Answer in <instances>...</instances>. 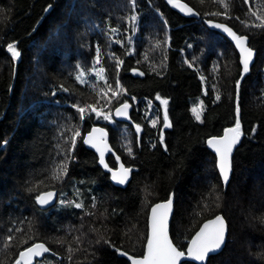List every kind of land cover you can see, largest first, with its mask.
I'll use <instances>...</instances> for the list:
<instances>
[{
  "label": "trees",
  "instance_id": "obj_1",
  "mask_svg": "<svg viewBox=\"0 0 264 264\" xmlns=\"http://www.w3.org/2000/svg\"><path fill=\"white\" fill-rule=\"evenodd\" d=\"M179 1L199 18L166 0H0V264H15L38 243L53 254L36 264H131L120 252L144 255L149 211L171 195L180 250L221 215L226 246L207 264H264V27L254 26L264 0ZM204 20L249 38L251 71ZM124 103L140 134L114 118ZM201 103L197 120L192 109ZM237 107L242 143L225 187L206 144L235 127ZM97 126L132 169L125 188L83 142ZM116 161L109 156L114 169ZM48 190L59 197L43 210L37 197Z\"/></svg>",
  "mask_w": 264,
  "mask_h": 264
},
{
  "label": "snow or ice",
  "instance_id": "obj_2",
  "mask_svg": "<svg viewBox=\"0 0 264 264\" xmlns=\"http://www.w3.org/2000/svg\"><path fill=\"white\" fill-rule=\"evenodd\" d=\"M170 3H173V6L179 7L182 11L186 10L189 14H194L191 8H188L187 5L178 4L175 0H169ZM217 15L218 13H213ZM255 15V13H253ZM133 19H135L133 17ZM258 19H260L258 17ZM257 27H264V20H262L260 25H254ZM214 27L221 28L223 27L224 31L228 33L229 36L236 43V47L239 49L241 54V64L243 65V72L247 73L249 71L250 63L253 60V50L247 46V37H241L232 32L231 29L216 24ZM8 51L11 53L14 59L19 58L20 52L16 49L14 44L8 45ZM99 63V60H97ZM118 63H122L118 62ZM104 69H99L97 73L101 79L103 77ZM84 73L81 72L79 76H77V80H82ZM142 75V73H141ZM239 87V85H238ZM116 92H113V95H116ZM160 99V97H157ZM219 99V96H217ZM161 103L165 107L164 113V127H170L171 125L168 122L167 115V100H161ZM92 112L96 113L97 117L103 115L105 120L110 119V114L103 113L102 111H98L94 106H88ZM129 105L124 103L121 108L117 109L118 115H127V109ZM203 104L199 106V108H193L192 112L197 120L201 119ZM81 113V117L86 112L84 107H78L77 109ZM237 111V120L235 123V127L228 129L223 138L220 139H211L208 141L210 147H212L219 156V170L223 181L227 183L229 181V175L232 170L231 164V154L233 147L239 142L240 137L242 135L241 132V124L239 120V107L236 109ZM155 121H153V126H155ZM137 132L140 131L139 125L136 128ZM80 133L76 132L75 136H79ZM106 133L103 129L94 128L88 136L83 140L85 144H89L92 147L96 148V150L100 153V163L107 168V164L104 162V153L105 151H110L107 147V143L104 139ZM163 143V141H161ZM73 147H75V138L73 139ZM129 154H131V149L129 148ZM66 166L63 167V171L61 174L66 173ZM109 172L112 173L111 179L116 183L123 185L129 179V174L132 172L131 168H125L123 165L120 166L118 171H112V169H108ZM59 178V177H57ZM54 193L47 192L41 194L37 197V202L41 205H46L50 203L53 198ZM75 207L80 208L82 205L80 203L75 204ZM172 208V200H167L166 203L158 204L152 209V223H151V234L147 239L146 246V254L141 259H135L131 256L128 257L131 260L132 264H181L182 260H193L198 261L203 264L209 256V253L215 252L219 250L222 245L225 243V233L226 226L224 219L220 216H217L214 220L205 224L203 228L196 234V236L190 241V244L187 247V251L179 250L176 246L173 245L172 241L168 237V229H167V217ZM49 250L43 244H35L33 247L28 248L26 251L21 252L19 255V259L16 260L15 264H32L33 257H39L42 253H46ZM121 255H126V253H121Z\"/></svg>",
  "mask_w": 264,
  "mask_h": 264
},
{
  "label": "water",
  "instance_id": "obj_3",
  "mask_svg": "<svg viewBox=\"0 0 264 264\" xmlns=\"http://www.w3.org/2000/svg\"><path fill=\"white\" fill-rule=\"evenodd\" d=\"M166 1L168 2V4H169L170 6H172L174 9H176V10H177L179 13H181L183 16L191 17V18H194V19H198V18H199V15H198L199 13H197V11L194 10V9H193L190 5H188L187 3H184L183 1H179V0H175V2L178 3V4H184V5H187L188 8H191V9H192V11H193L194 14H189L186 10L182 11L179 7H175V6H173V3H170L169 0H166ZM204 23H205V25L207 26V28H209L210 30L212 29V31L218 32V33L224 35V37L226 36V37L228 38V40H230V42L234 45V47L237 49V51H238V53H239V55H240V63H241V54H240L239 49L236 47V43H235V41L232 39L231 36L228 35L227 32L224 31L223 27H221V28H217V27H214V25H216V24L223 25V26H225V27L231 29L232 32H234L236 35H238V34L236 33V31H235L232 27H229V25H227V24H225V23H222V22H218V21H214V20H204ZM238 36H239V35H238ZM241 37H245V36H241ZM249 42H250V41H249V38L247 37V46H248V47H249ZM253 53H254V55H253V60H252V62L250 63L249 71H251V69H252V67H253V64L256 62V58H257V54H256V52L253 51ZM240 66H242V68H243V65H242V64H241ZM122 105H123V104L119 105V106L114 110V112H113V116H114V118H115L117 121L121 122V123H125V124L132 125V126H134V128L136 129L137 126H136V124L134 123V120H133V118H132V108H131V106H130L129 104H128L129 107H128V109H127V115H126V116L118 115V114H117V109H118V108H121ZM94 128H100V129H103V131L106 133V136L104 137V139H105V141H106V143H107V147L110 149V151H105V153H104V162H105V164H107L108 167L105 168V166H104L103 164L100 163V166L102 167V169H103L105 172H107V173H109L110 175H112V173L108 171L109 168L112 169V171H118V170L120 169V166H121V165H123L125 168H128V167H126V164L123 163V161H122L121 157L118 155V153H117V152L113 149V147L111 146V142H110V134H109V132L106 130V128L101 127V126H97V127H94ZM94 128H92V130H93ZM229 129H230V128H229ZM92 130H91V131H92ZM227 130H228V129H227ZM227 130H226V131H227ZM91 131H90V132H91ZM226 131H225V132H226ZM90 132H88V133L85 135V138L88 136V134H89ZM225 132H224V134H225ZM137 134H140V132H137ZM224 134H223L222 136H220V137H212V138H210L209 140L214 139V138H215V139L223 138ZM209 140H208V141H209ZM208 141H207V144H206V145H208L209 149H210V150L216 155V158H217V168H218L217 171H219V173H220V170H219V156H218V154L216 153V151H215L212 147L209 146ZM241 143H242V136L240 137L239 142L233 147L232 154H231V164H232V159H233L232 156H234V153H235L236 149L240 146ZM85 145H87V147L89 148V150H92V151L98 156V158H99V162H100V153L96 150V148L92 147V146L89 145V144H85ZM109 156H113V157L117 160L116 162H118V167H117L116 169L112 168V167L109 165V163H108V158H109ZM132 174H133V172H131V173L129 174V179H128V181H127L125 184H123V185H120V184L116 183V182L113 181V180H112V182H113V184H114L115 186H117V187L125 188V187L128 185L129 181L131 180V178H132ZM231 175H232V170H231L230 175H229V180H230ZM220 176H221V173H220ZM221 179H222V182H223L222 184H224V186L226 187V186L228 185L229 181H228L227 183H225V182L223 181L222 176H221ZM48 192H52V193H54V196H53V198L51 199L50 203H48V204H46V205H41V204L38 203V205L40 206V208L43 209V210H47V209H49V208L55 206L56 203H57V201H58L59 192H58L57 190H52V191H49V190H48ZM45 193H47V192H45ZM43 194H44V193H43ZM169 199L172 200V208H171V211H170V213L168 214V217H167L168 237H169V239L172 241L173 245L176 246V247L180 250V248L174 243L173 239L171 238L172 236H171V225H170V224L172 223V219H173L174 212H175V197H174V195H171L170 198H168V200H169ZM166 202H167V201H165V202H161V203H158V204H163V203H166ZM158 204H155L153 207H151V209H150V211H149V218H148V225H147V226H148V237H149L150 234H151L152 209H153L156 205H158ZM219 216L222 217V218L224 219L225 226H226L225 243H224V245H222V247H221L219 250H217V251H215V252H212V253H209L208 258L206 259L205 262H203V264H207V261L209 260V258H210L211 256L218 255L219 253H221V252L223 251V248H225V246H226V242H227V238H228V234H229V227H228V223H226V222H227L226 219H225L223 216H221V215H219ZM215 218H216V217H215ZM215 218L206 221V223H203L202 226L200 227V229L196 232V234H197V233L203 228V226H204L205 224L209 223L210 221L214 220ZM196 234L193 236V238L196 236ZM148 237H147L146 239H148ZM193 238H192V239H193ZM192 239H191V240H192ZM38 244H43V245H44L49 251L46 252V253H42V255L39 256V257H33V258H32V264H36L37 261L43 259L45 256H47V255H52V254H53V253L50 251V249L48 248V246H47L46 244H44V243H38ZM189 244H190V242H189ZM189 244H188V245H189ZM33 246H34V245H32L31 247H33ZM146 246H147V241H146V245H145L144 255L146 254V250H147V249H146ZM187 247H188V246H187ZM29 248H30V247H29ZM26 250H27V249H26ZM26 250H24V251H26ZM24 251H23V252H24ZM182 251H184V250H182ZM186 251H187V249H186ZM186 251H185V252H186ZM121 253H122V252H120V254H121ZM144 255H143V256H144ZM122 256H125V257L128 259V257L131 256V255L126 254V255H122ZM143 256H142V257H133V256H131V257H133V258H135V259H141V258H143ZM128 260H129V259H128ZM129 261H130V263L132 264L131 260H129ZM184 261L192 262V263H195V264H201V262L193 261V260H190V259H188V260H182L181 263L184 262ZM22 264H23V262H22Z\"/></svg>",
  "mask_w": 264,
  "mask_h": 264
},
{
  "label": "rangeland",
  "instance_id": "obj_4",
  "mask_svg": "<svg viewBox=\"0 0 264 264\" xmlns=\"http://www.w3.org/2000/svg\"><path fill=\"white\" fill-rule=\"evenodd\" d=\"M127 104H129V103H127ZM130 105V104H129ZM103 113H105L104 111H102ZM103 116V115H102ZM110 122H111V120L110 119H108Z\"/></svg>",
  "mask_w": 264,
  "mask_h": 264
}]
</instances>
